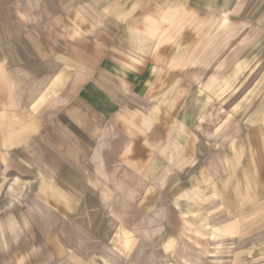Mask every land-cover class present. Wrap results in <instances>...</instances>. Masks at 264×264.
Listing matches in <instances>:
<instances>
[{
  "label": "crops",
  "instance_id": "0c3cea01",
  "mask_svg": "<svg viewBox=\"0 0 264 264\" xmlns=\"http://www.w3.org/2000/svg\"><path fill=\"white\" fill-rule=\"evenodd\" d=\"M261 122L264 0H0V264L264 241Z\"/></svg>",
  "mask_w": 264,
  "mask_h": 264
},
{
  "label": "rangeland",
  "instance_id": "374dc122",
  "mask_svg": "<svg viewBox=\"0 0 264 264\" xmlns=\"http://www.w3.org/2000/svg\"><path fill=\"white\" fill-rule=\"evenodd\" d=\"M254 122L257 121L247 122L246 125ZM261 124L264 123L261 122ZM189 186L190 191H193L192 183L186 184L185 188H188L186 191H189ZM262 203L264 205V201ZM192 217L194 216H189V218ZM261 218L264 221V216ZM214 220H216L215 217ZM247 226L248 223H245L244 232H237L236 224L228 225L227 230H222L215 222L213 226L202 221L197 225H188L190 230L182 231L180 234L186 236L185 239L191 246L162 249L161 252L165 255L163 264H264V241L254 242L251 237L252 229H248ZM261 226L264 227V222ZM177 234L175 233L173 243L178 240Z\"/></svg>",
  "mask_w": 264,
  "mask_h": 264
}]
</instances>
